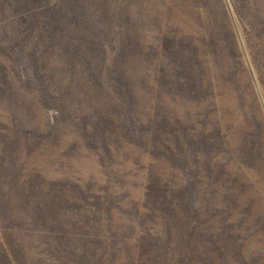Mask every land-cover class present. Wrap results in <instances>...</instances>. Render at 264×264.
<instances>
[{"label": "rangeland", "instance_id": "374dc122", "mask_svg": "<svg viewBox=\"0 0 264 264\" xmlns=\"http://www.w3.org/2000/svg\"><path fill=\"white\" fill-rule=\"evenodd\" d=\"M0 264H264V0H0Z\"/></svg>", "mask_w": 264, "mask_h": 264}]
</instances>
